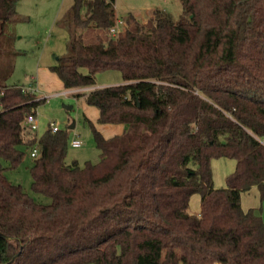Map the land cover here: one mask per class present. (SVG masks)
<instances>
[{
  "label": "trees",
  "instance_id": "trees-1",
  "mask_svg": "<svg viewBox=\"0 0 264 264\" xmlns=\"http://www.w3.org/2000/svg\"><path fill=\"white\" fill-rule=\"evenodd\" d=\"M17 1L0 0L6 75L2 38ZM182 2L180 19L130 13L112 35L115 0L75 1L70 30L82 31L50 68L67 89L92 87L97 123L125 126L106 137L85 116L98 162L66 161L68 127L32 134L26 118L46 98L0 80V264H264V220L241 205L253 186L264 196V0ZM95 28L104 36L87 42ZM105 70L124 82L96 87ZM34 147L31 186L51 203L4 171L2 159L17 167ZM221 157L237 165L217 188ZM194 194L198 215L188 213Z\"/></svg>",
  "mask_w": 264,
  "mask_h": 264
},
{
  "label": "rangeland",
  "instance_id": "rangeland-1",
  "mask_svg": "<svg viewBox=\"0 0 264 264\" xmlns=\"http://www.w3.org/2000/svg\"><path fill=\"white\" fill-rule=\"evenodd\" d=\"M75 1H17L18 17L9 24L2 38V60L5 64L11 61L13 67L10 75H6V71H1L0 80L6 84H33L39 89L38 95L46 97V101L38 107L39 126L35 132H31L32 134L41 136L49 128L51 121L60 128H66L75 122V127L70 129L69 141L78 138L83 143L80 147H73L69 143L66 161L83 164L87 160L92 162L100 160V150L96 147L92 128L85 120V116L93 120L90 117L91 108L97 113L99 109L86 103L85 94L90 88H84L82 92L80 90L72 92L65 88L61 78L50 68L58 62V56L70 43L69 33L75 35L82 31L78 28L70 30L71 12ZM115 6L118 18H126L128 14L133 13L142 23L147 22L156 9L170 13L176 20L180 19L184 12L182 0H115ZM98 34L103 37L104 30L101 28L87 30L84 32V38L87 42L97 41ZM96 82V87H103L121 84L124 78L119 70H105L96 75ZM64 91L70 92L65 94ZM2 163L5 174L12 182L22 185L23 189L37 201L51 203L50 197L32 189L31 169L34 158L29 151L17 167H12L11 162L5 159H2ZM236 165V160L231 158L213 159L214 184L217 188L226 186L227 176L235 170ZM242 204L246 209L253 208L264 219V196L258 186L243 194ZM200 209L201 196L194 194L190 200L188 213L198 215Z\"/></svg>",
  "mask_w": 264,
  "mask_h": 264
},
{
  "label": "built area",
  "instance_id": "built-area-1",
  "mask_svg": "<svg viewBox=\"0 0 264 264\" xmlns=\"http://www.w3.org/2000/svg\"><path fill=\"white\" fill-rule=\"evenodd\" d=\"M127 22L125 18H118L116 20V23L110 28V32L112 35H119L121 32L124 31V29L126 28ZM18 87H20L24 92H30V93H36L38 94L39 89L36 88L33 84L30 85H24V84H19ZM63 93H68V91H64ZM42 98H46V97H42ZM26 124L28 126V128H30L31 130L35 131L38 129L39 126V122H38V117L35 114H29L26 118ZM50 129L53 132H56L58 129H60V126L58 124H56L55 122L51 121L49 124ZM82 141L78 138H73L70 141V144L73 147H80L82 145ZM262 143H264V138L262 139ZM38 154V148L34 147L31 151V156L35 157Z\"/></svg>",
  "mask_w": 264,
  "mask_h": 264
},
{
  "label": "crops",
  "instance_id": "crops-1",
  "mask_svg": "<svg viewBox=\"0 0 264 264\" xmlns=\"http://www.w3.org/2000/svg\"><path fill=\"white\" fill-rule=\"evenodd\" d=\"M38 83V82H37ZM84 88H92V87H83V88H72V89H68V90H70V91H72V92H75V91H84ZM70 91H68V92H70ZM88 108H91V107H88ZM91 112H92V115L90 116L96 123H97V119H98V117H99V112L97 113V111L95 110V109H92L91 108ZM92 120V121H93ZM97 126H98V128L102 131V133L106 136V137H111V136H114V135H116V134H121L123 131H124V128H125V126L123 125V124H101V123H97ZM106 131V132H105ZM213 161V160H212ZM213 176H214V174H213ZM254 187V186H253ZM252 187V188H253ZM251 188V189H252ZM250 189V190H251ZM249 190V191H250ZM249 191H247V192H249ZM244 193H246V192H244ZM243 193V194H244ZM243 194H242V197H243ZM241 205H242V208L245 210V211H248L249 209H253V208H249V209H246L244 206H243V204H242V199H241ZM264 220V219H263Z\"/></svg>",
  "mask_w": 264,
  "mask_h": 264
},
{
  "label": "water",
  "instance_id": "water-1",
  "mask_svg": "<svg viewBox=\"0 0 264 264\" xmlns=\"http://www.w3.org/2000/svg\"><path fill=\"white\" fill-rule=\"evenodd\" d=\"M67 107L70 108V106H67ZM74 127H75V122H73V123H71L70 125H68V128H69V129H73ZM0 235L3 236V237H9V236H7V235L1 233V232H0Z\"/></svg>",
  "mask_w": 264,
  "mask_h": 264
}]
</instances>
